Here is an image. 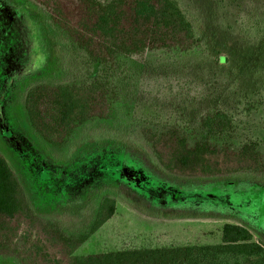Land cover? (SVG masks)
<instances>
[{
    "label": "trees",
    "instance_id": "1",
    "mask_svg": "<svg viewBox=\"0 0 264 264\" xmlns=\"http://www.w3.org/2000/svg\"><path fill=\"white\" fill-rule=\"evenodd\" d=\"M9 2L0 0V9ZM35 3L49 15L68 55L73 48L82 50L90 76L95 67L97 72L82 83L43 78L25 88L21 101L27 122L56 170L40 175L27 162L18 173L0 153V254L16 256L18 264H264V242L234 222L224 224L221 241L214 244L75 253L115 214L118 197L158 218L185 217L176 207L142 208L139 193L119 179L127 160L190 186L217 176L231 185L259 182L254 174L264 163L256 142L237 150L206 141L191 144L170 125L141 121L127 138L121 135L117 105L128 101L124 85L134 79L128 61L155 50L185 53L203 44L178 0ZM232 126L224 110L202 120L209 134Z\"/></svg>",
    "mask_w": 264,
    "mask_h": 264
},
{
    "label": "rangeland",
    "instance_id": "2",
    "mask_svg": "<svg viewBox=\"0 0 264 264\" xmlns=\"http://www.w3.org/2000/svg\"><path fill=\"white\" fill-rule=\"evenodd\" d=\"M178 1L203 44L185 53L155 50L128 61L134 79L124 85L128 101L117 105L121 135L127 138L141 121L170 125L191 144L206 141L237 150L256 142L264 163V0ZM2 8L0 153L15 172H24L29 164L48 175V169H56L29 127L21 101L24 90L43 78L82 83L96 74V67L90 76L82 50L73 48L68 55L49 15L35 0H10ZM216 110L226 111L233 126L209 134L202 120ZM127 161L119 179L139 193L135 196L142 208L176 207L185 217L158 218L118 197L115 214L76 254L214 244L221 241L226 222L244 225L254 240L264 242V169L254 174L259 182L231 185L228 178L217 176L190 186L185 180L163 179L141 161ZM3 254L0 264H18L16 256Z\"/></svg>",
    "mask_w": 264,
    "mask_h": 264
}]
</instances>
